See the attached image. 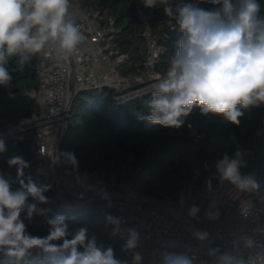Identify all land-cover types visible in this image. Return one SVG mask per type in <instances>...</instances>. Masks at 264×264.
I'll return each mask as SVG.
<instances>
[{"label": "clouds", "instance_id": "clouds-1", "mask_svg": "<svg viewBox=\"0 0 264 264\" xmlns=\"http://www.w3.org/2000/svg\"><path fill=\"white\" fill-rule=\"evenodd\" d=\"M213 7L206 9L192 0L173 5L169 0H143L152 9L161 6L165 16L175 21L181 35L175 54L170 58L166 74L152 84L149 114L139 119L167 128H180L185 118L199 108L202 114L221 115L232 124H239L241 108L264 105V13L259 0H203ZM71 0H0V87L9 88L12 76L7 68L9 57H18L24 66L45 50L53 58L64 61L73 57L84 42L85 36L77 22L71 18ZM51 45V47H49ZM151 69L153 64L148 63ZM6 144L0 138V154ZM72 165L77 161L73 153L62 154ZM15 166L17 175L12 178L0 171V264H128L115 256L110 245L89 236L86 227L71 228L66 217L57 214L49 217V209L40 204L49 203L44 195L50 185H37L24 176L29 162L22 156L7 160ZM244 161L238 151L233 158L225 154L216 162L222 181H228L241 191H254L259 184L253 174H242ZM13 184L18 185L13 189ZM29 198L34 201L28 203ZM34 215L44 217L47 234L31 235L22 220ZM199 211L195 205L189 215ZM217 219L219 213L207 214ZM114 225V234L122 230L118 217L106 216ZM125 249L138 245L139 233L124 229ZM200 241L208 233L195 231ZM243 247L250 249L255 241L240 237ZM214 264H247L239 251L210 249ZM141 255L135 253L133 264H140ZM161 264H193L187 254L165 252Z\"/></svg>", "mask_w": 264, "mask_h": 264}, {"label": "trees", "instance_id": "trees-1", "mask_svg": "<svg viewBox=\"0 0 264 264\" xmlns=\"http://www.w3.org/2000/svg\"><path fill=\"white\" fill-rule=\"evenodd\" d=\"M82 5L90 12L98 11L101 22H107L109 16L114 19L113 42L120 52L128 53L119 67L126 76L143 72L147 57L143 32L147 25L150 34L163 47L157 68L167 71L169 60L175 54L180 31H170L169 17L165 16L161 6L149 9L143 0H71ZM182 0H169L173 5ZM199 6L211 9L213 5L203 0H192ZM264 13V0H259ZM24 66L17 63L18 57H9L7 68L12 76L9 88L0 87V138L6 144V152L0 154V171L15 178L17 169L9 167L7 160L22 156L29 162L24 170L25 177L39 185H50L41 173L36 172L31 162L33 153L29 149V140L16 141L6 139L4 132L17 126L23 119L40 112V104L30 96L38 87V77L31 67L36 61ZM133 87V86H132ZM122 90L116 86L103 84L78 89L71 101V117L61 134L60 158L69 168L90 170L113 177L119 184L125 181L130 191L137 195H146L160 200L178 201L182 190L196 193L209 170H216V162L225 154L233 158L239 151L244 161L242 174H253L259 184L254 190L262 209L264 222V105L241 108L243 115L239 124H232L223 116L202 114L194 108L185 118L180 128H167L139 119V114H149L148 101L151 91L132 98H122ZM203 132L196 139L195 134ZM73 153L77 164H70L62 154ZM51 186V185H50ZM18 185L13 184V189ZM49 203L37 205L49 209L48 216L64 215L71 228L86 227L89 236L95 235L98 242L110 245L115 256L133 264V254L125 249L123 238L114 234V225L103 221L104 215L97 204L70 207L63 204L52 187L44 193ZM29 198L28 203H33ZM210 200L204 199L201 210L194 223L201 232L208 233L212 249L220 248L213 240L217 227L215 220L205 215ZM22 220L31 235L44 236L47 225L44 217H26ZM213 240V241H212Z\"/></svg>", "mask_w": 264, "mask_h": 264}, {"label": "built area", "instance_id": "built-area-1", "mask_svg": "<svg viewBox=\"0 0 264 264\" xmlns=\"http://www.w3.org/2000/svg\"><path fill=\"white\" fill-rule=\"evenodd\" d=\"M70 11L71 18L85 36L84 42L72 58L64 61L54 59L50 50L38 54L31 67L39 84L30 92V96L40 104V112L6 130L5 138L29 140V149L33 153L32 168L45 176L60 199L75 203L94 202L104 215L120 218L122 231L117 234L125 243L128 237L123 230L135 229L139 233L138 245L130 251L133 256L135 253L141 255L140 264H161L165 252L187 254L193 259V264H214V258L209 256L211 241H200L194 236L195 231H200L194 218L200 212L205 198L210 200L209 213H219V224L213 240L221 251H239L247 264H264V222L255 193L239 190L238 197L232 200L229 194L237 188L228 181H222L219 173L220 188L215 190L213 171L207 162L205 166L209 173L202 189L193 197H188L189 192L182 190L179 200L175 202L144 198L131 192L125 181L117 184L113 177L108 178L97 171L71 169L61 160L59 150L55 152V148L59 134L70 121L71 101L78 89L103 84L121 86L122 90H126L120 97L132 98L151 91L152 84L164 75V71L157 68L163 47L151 36L148 25L143 32L147 52L144 69L140 75L131 77L119 70L122 62L128 58V53L120 52L112 41L113 17L109 16L107 22L102 23L98 11L90 12L74 1H71ZM168 26L170 31L178 28L173 20H169ZM149 61L153 64L151 69L148 67ZM71 76L72 93L69 89ZM133 78L138 82L132 83ZM203 135L201 132L195 137L197 139ZM62 176L68 185L67 189L61 183ZM60 187L65 196H60ZM201 191L207 197L200 194ZM193 205L199 209L195 217L189 215ZM245 235L255 241L250 249L244 248L240 241V237Z\"/></svg>", "mask_w": 264, "mask_h": 264}, {"label": "rangeland", "instance_id": "rangeland-1", "mask_svg": "<svg viewBox=\"0 0 264 264\" xmlns=\"http://www.w3.org/2000/svg\"><path fill=\"white\" fill-rule=\"evenodd\" d=\"M166 72H167V71H166ZM166 72H164L163 74H166ZM108 74H109V75L111 74L110 71L108 72ZM137 75H140V74H135L134 76H137ZM129 76H131V75H129ZM134 76H131V77H134ZM137 82H138V80H137L136 78H133L132 83H137ZM118 88L121 89V86H118ZM75 89H78V87L75 86ZM61 183H62V185L64 186L65 189L68 188V185H67V183H66V180H65V178H64L63 176H62V178H61ZM212 183H213V188H214L215 190H217L218 188H220L218 172L215 171V170H213V172H212ZM252 192H254V191H252ZM254 193H255V192H254ZM200 194H202V195H204L205 197H207V195H206L203 191H201ZM194 195H195V193H193V192H189L188 197H193ZM238 195H239V190L235 189V190H233L232 192H230L229 197H230L232 200H234V199H236V198L238 197ZM57 196H58V195H57ZM255 196H256V195H255ZM58 198L60 199L59 196H58ZM60 200L63 202L62 199H60ZM224 200H226V198L223 199L222 201H224ZM222 201L220 200L219 203H221ZM219 203H218V204H219ZM210 205H211V204L208 205L207 211H206V213H205V215H206L207 217H209L207 214H208L209 211H210ZM212 213H213V214H216L214 211H212L211 214H212ZM100 215L103 216V221L106 222V216H107V215H102V214H100ZM214 220H215V224H216V226H218V224H219V220H218V219H214ZM190 221H191V219H190ZM106 223H107V222H106ZM215 230H216V228H215ZM215 230H214V232H215ZM213 235H214V234H213Z\"/></svg>", "mask_w": 264, "mask_h": 264}, {"label": "water", "instance_id": "water-1", "mask_svg": "<svg viewBox=\"0 0 264 264\" xmlns=\"http://www.w3.org/2000/svg\"><path fill=\"white\" fill-rule=\"evenodd\" d=\"M69 89L72 93V76L70 78V83H69ZM61 147V133L59 134V138H58V144L56 145V148H55V152H57ZM60 196H65V192L63 191L62 187H60ZM144 198H149L150 196H146V195H140ZM63 204L66 205V206H70V207H75V206H82V205H86L88 204L87 202H79V203H75L74 201H66V200H63Z\"/></svg>", "mask_w": 264, "mask_h": 264}, {"label": "bare ground", "instance_id": "bare-ground-1", "mask_svg": "<svg viewBox=\"0 0 264 264\" xmlns=\"http://www.w3.org/2000/svg\"><path fill=\"white\" fill-rule=\"evenodd\" d=\"M213 214V213H212Z\"/></svg>", "mask_w": 264, "mask_h": 264}]
</instances>
